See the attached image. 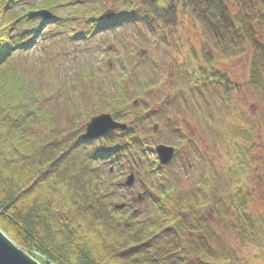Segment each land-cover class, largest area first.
I'll list each match as a JSON object with an SVG mask.
<instances>
[{
  "label": "trees",
  "instance_id": "obj_1",
  "mask_svg": "<svg viewBox=\"0 0 264 264\" xmlns=\"http://www.w3.org/2000/svg\"><path fill=\"white\" fill-rule=\"evenodd\" d=\"M118 1L129 7L128 14L109 24L99 23L97 30H118L128 21L138 20L178 46L174 38L181 27L182 13L194 21L210 50L204 55L205 66L195 59L189 74L191 83H203L206 90L224 85L230 99L233 84L215 65L247 56L249 85L254 91H264V0ZM26 2L34 6L36 0H0L2 233L39 264H242L229 251H217L203 237L205 218L201 221L196 217L195 205L186 208L183 204L194 191L156 200L162 218L141 221L128 209H114L110 191L116 175L107 168L121 165L126 159L141 169L147 186L163 198L158 178L151 173L153 165L147 166L148 159H144V141L136 134L135 126L148 120L149 115L134 116L138 123L123 135L129 137L127 142L116 133L82 142V128L62 130L59 115L53 116L38 106L43 97L32 84L34 75L18 64L30 50L27 42L33 31L44 28L25 25L27 14L20 7ZM39 9L56 17L59 7L49 1ZM31 10L32 7L26 12ZM95 11L93 18L102 15ZM81 12L89 14L82 7L75 14ZM63 27L56 25L53 33ZM94 108L96 113L111 114L122 122L133 110L131 115H136L126 101L115 102L99 93L95 95ZM91 116L88 113L86 118ZM235 132L253 137L254 130ZM120 188L126 191L124 185ZM213 205L221 207L226 217L230 215L231 222L235 218L231 227L240 237H247L248 229L250 237L255 235L254 222L263 224L260 219L252 220L240 188L226 199L215 196ZM186 213L199 219L197 225L182 217ZM177 230L189 231L198 238L182 245Z\"/></svg>",
  "mask_w": 264,
  "mask_h": 264
},
{
  "label": "rangeland",
  "instance_id": "obj_2",
  "mask_svg": "<svg viewBox=\"0 0 264 264\" xmlns=\"http://www.w3.org/2000/svg\"><path fill=\"white\" fill-rule=\"evenodd\" d=\"M45 1L37 0L34 6L23 3L20 11L28 7L37 11L38 5H44ZM51 1L61 5L59 0ZM89 3L91 8H100L102 12L114 11L113 17L121 15L119 11L123 8V4L117 0H89ZM71 5L69 1L67 5L59 7V22L67 20L70 15L67 13L74 9ZM98 19L105 18L101 16ZM180 19L179 45L186 51L190 44L199 57V64H203L204 54L210 52L204 38L192 19L182 13ZM35 23L41 24V21L28 20L25 25L33 27ZM73 23L75 27L54 37L51 32L57 21L46 25L43 35L34 33L29 40L33 42L31 50L18 60L19 65L27 68L29 75H34L32 84L43 97L38 106L53 116L58 114L62 130L71 128L73 131L85 128L89 121L86 119L88 113L93 117L98 116L93 104L95 94L100 92L107 97H119L116 93L118 86L126 88L129 99H141L143 108L148 105V110H160L161 119L154 118L150 126L140 130L148 129L152 146L179 147L180 152L174 163L161 172L165 179L161 187L169 188L168 194L173 189L177 193L175 185L181 184L183 189L179 195L191 192L193 184L205 190V195L194 192L190 196L195 204L203 201L202 208L198 203L195 210L197 218L200 217L201 221L202 217L205 218L203 225L207 227H203L206 233L203 237L217 251H229L242 264H264V91H254L249 85L248 57L218 61L215 65L233 84L229 99L224 85L220 88L210 87L204 92L192 88L188 77L178 74L182 63L178 50H171L172 45L166 43L162 36L159 38L147 24L133 22L115 31L80 39L74 35L87 33L90 25L79 17ZM45 34H48L46 41ZM143 52L147 53L141 56ZM100 56H104L105 60L100 62ZM154 85L160 88L158 92L155 91L157 88L153 89ZM177 94L182 95L176 104L178 106L171 104L169 108ZM154 125H158L159 129L154 130ZM175 126L180 132L174 131ZM239 129L247 132L253 129V137L233 133ZM227 130L230 131L229 136H222L221 133ZM184 142H187L186 145ZM147 155L151 156L150 153ZM133 166L128 161L124 166L112 168L113 174L121 171L125 177L131 172L136 175V183L130 190L133 193L126 196L129 203H132L130 198H136L146 189L141 173L131 169ZM187 178L190 180L186 181ZM237 188L242 190L252 220L263 221V224L254 222L256 231L252 237L249 229L245 238L235 233L231 227L235 218L231 222V216L226 217V213L220 211L223 209L212 203L216 195L232 196L230 194ZM158 197L159 193L151 192L143 203L134 206L140 219L159 217L156 213L158 206H155ZM182 217L189 218L191 225H197L199 221L187 213ZM177 233L182 245L187 244L188 239L198 238L186 230H177ZM23 253L28 255L26 251Z\"/></svg>",
  "mask_w": 264,
  "mask_h": 264
},
{
  "label": "water",
  "instance_id": "obj_3",
  "mask_svg": "<svg viewBox=\"0 0 264 264\" xmlns=\"http://www.w3.org/2000/svg\"><path fill=\"white\" fill-rule=\"evenodd\" d=\"M30 18L42 17L48 18L47 12L31 13ZM117 129L125 130L126 126L116 124L110 115H101L93 118L87 125V131L84 139H96L105 136L110 131ZM157 153L162 165L167 166L171 163L174 157L173 149L166 147H158ZM134 182L133 176H131L127 182L129 187ZM0 264H38L26 254H24L14 243H12L1 231H0Z\"/></svg>",
  "mask_w": 264,
  "mask_h": 264
},
{
  "label": "bare ground",
  "instance_id": "obj_4",
  "mask_svg": "<svg viewBox=\"0 0 264 264\" xmlns=\"http://www.w3.org/2000/svg\"><path fill=\"white\" fill-rule=\"evenodd\" d=\"M23 252V251H22ZM27 255V254H26ZM28 256V255H27ZM29 257V256H28Z\"/></svg>",
  "mask_w": 264,
  "mask_h": 264
}]
</instances>
